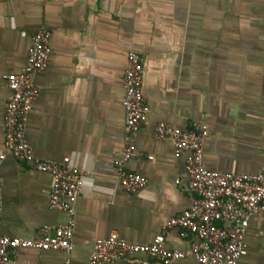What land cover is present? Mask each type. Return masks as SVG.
Here are the masks:
<instances>
[{
    "label": "crops",
    "instance_id": "crops-1",
    "mask_svg": "<svg viewBox=\"0 0 264 264\" xmlns=\"http://www.w3.org/2000/svg\"><path fill=\"white\" fill-rule=\"evenodd\" d=\"M41 29L51 34L50 53L33 78L39 95L25 139L35 157L81 170L83 186L71 253L28 249L10 264H89L96 240L117 234L129 244H151L166 222L188 209V154L176 158L169 142L154 137L159 123L204 126L208 170L264 172V0H0L1 235L30 239L43 226L52 230L67 221L49 207L51 176L4 149L10 91L3 76L21 71L31 36ZM129 52L141 57L149 108L132 136L136 156L125 163L146 180L133 194L118 185L114 168L124 148L122 78ZM198 242L183 239L178 228L164 236L172 250ZM245 244L238 264H264V212L250 219Z\"/></svg>",
    "mask_w": 264,
    "mask_h": 264
},
{
    "label": "built area",
    "instance_id": "built-area-1",
    "mask_svg": "<svg viewBox=\"0 0 264 264\" xmlns=\"http://www.w3.org/2000/svg\"><path fill=\"white\" fill-rule=\"evenodd\" d=\"M21 36L26 37V34L22 32ZM50 42L49 31L41 29L34 33L24 67L18 73L3 76L10 91L3 116L4 149L20 164L51 176L49 207L66 214L67 221L52 230L43 226L30 239L9 238L0 234V264H10L23 250L61 251L69 255L73 249L74 206L82 191L83 173L77 168L35 157L25 139L27 118L39 95L33 78L47 67ZM142 79L141 57L129 52L122 78L124 148L114 162L117 183L129 194L139 192L146 184L142 176L125 169V163L136 156L132 136L145 122L149 112L142 95ZM207 136V129L199 123H193L185 130L164 123L155 127L154 137L169 142L176 158L188 154L186 172L188 190L192 195L191 205L166 222L151 244H129L117 234L96 240L89 264H112L117 259H124V264H150L140 259L139 255L161 264H177L184 259L193 260L196 264H238L246 254L245 236L249 221L264 212V172L235 175L206 169L202 151ZM3 158L0 157L1 160ZM1 202L0 186V212ZM171 228H178L183 239L196 238L199 242L191 243L185 250L168 249L164 245V236Z\"/></svg>",
    "mask_w": 264,
    "mask_h": 264
}]
</instances>
